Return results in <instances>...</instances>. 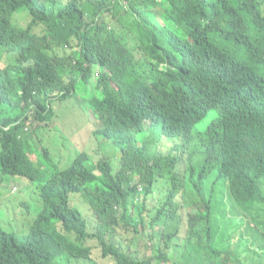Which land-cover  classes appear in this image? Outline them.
Returning a JSON list of instances; mask_svg holds the SVG:
<instances>
[{"label":"trees","instance_id":"16d2710c","mask_svg":"<svg viewBox=\"0 0 264 264\" xmlns=\"http://www.w3.org/2000/svg\"><path fill=\"white\" fill-rule=\"evenodd\" d=\"M2 64L0 184L38 183L43 210L0 223V264H264V0H0ZM77 121L118 168L57 169L47 133Z\"/></svg>","mask_w":264,"mask_h":264},{"label":"rangeland","instance_id":"374dc122","mask_svg":"<svg viewBox=\"0 0 264 264\" xmlns=\"http://www.w3.org/2000/svg\"><path fill=\"white\" fill-rule=\"evenodd\" d=\"M1 61L6 63L7 65L11 63L13 60L9 57L6 51H2ZM1 68L4 65H0ZM78 102L80 103L79 108L81 111L87 116L88 120L96 125V120L94 118L93 110H91L87 104L85 105L82 96L78 97ZM89 108V109H88ZM80 122H74L68 131L71 133L70 135H64L62 131L58 128H50V132L47 135L49 137H55L58 145L53 148V154L55 155L54 164L59 167V171L66 170L75 160L76 151L80 150H88V153H91L92 162L94 165H98V163L103 162L104 159L112 162L117 168L120 166L119 160H115V157L120 156V154L115 150L113 144L102 140V138H97L99 143H94V147L100 150L95 151L93 154L92 147V137L86 136L83 131L80 129ZM67 146V149H66ZM58 171V170H56ZM100 174L96 173V177L99 178ZM42 193V187L38 185V183H30L27 179H14V178H5L4 182L0 184V223L2 228H4L5 232L10 236H26L31 233V229L38 223L40 218V212L43 210L42 203L40 200ZM74 205H77L82 210H88L89 208L84 207V203L79 196L74 197ZM227 203L230 207L228 208L224 218L222 221L228 225L227 219L232 216L233 211L237 208V206H233L230 204L229 200L224 202ZM194 212V208L192 209ZM88 220L92 223V214H87ZM94 225L91 224V228ZM233 227L229 226V234L232 232ZM158 236H162L163 229L160 227H156L154 230ZM246 232V226H243L240 232L237 234H232L235 238L234 240H239V234ZM184 237H177L181 245L182 239ZM262 238V237H261ZM243 241L249 239V237L241 238ZM261 240H264L261 239ZM260 240V241H261ZM161 241L158 240V243ZM261 244V243H260ZM138 256L141 258H149L154 255V247L153 243L148 240L136 241L134 246ZM164 248V246L162 245ZM250 248H254L253 244H250ZM263 253V249L259 250ZM177 253L181 254L178 257V260H182L184 255L183 246H179L177 249ZM186 261V258L184 259ZM99 264H109V261H102ZM156 264V263H154ZM164 264V263H163ZM189 264H195V259L192 258Z\"/></svg>","mask_w":264,"mask_h":264}]
</instances>
